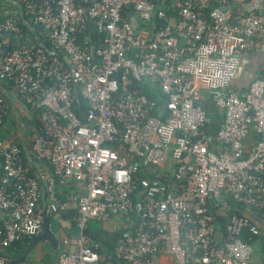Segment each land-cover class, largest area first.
<instances>
[{
    "label": "built area",
    "instance_id": "2783aa9c",
    "mask_svg": "<svg viewBox=\"0 0 264 264\" xmlns=\"http://www.w3.org/2000/svg\"><path fill=\"white\" fill-rule=\"evenodd\" d=\"M20 1L51 51L33 46L17 13L1 5L0 32L13 41L0 43V80L34 109L31 149L47 166L30 174L20 147L3 138L9 106L0 95V251L41 234L45 216L71 202L74 232L62 237L57 264H115L86 231L132 213L116 264H158L161 247L176 264H254L242 236H258L256 219L264 220V74L243 92L230 84L242 55L264 43V0ZM133 79L157 81L164 117ZM200 88L215 91L222 111L213 136ZM210 199L227 215L221 233ZM9 261L0 254V264Z\"/></svg>",
    "mask_w": 264,
    "mask_h": 264
},
{
    "label": "crops",
    "instance_id": "0c3cea01",
    "mask_svg": "<svg viewBox=\"0 0 264 264\" xmlns=\"http://www.w3.org/2000/svg\"><path fill=\"white\" fill-rule=\"evenodd\" d=\"M1 5H4L6 8H8L11 14L17 13V15L19 16V23L21 18L25 22L27 27L30 29L28 23L32 24L30 22L31 20L24 14L20 0H0V6ZM26 32H28L32 37L33 46L43 47L48 51H51V46L47 47L44 45L42 40L40 41L38 40L40 36L37 30L36 33L32 30L31 32L32 34L29 31ZM34 38L38 40L40 45L34 44ZM12 41H13V37L11 34L0 32V43L8 42V45L11 46ZM263 74H264V43L262 44V46H260V48L256 49L254 52H250L242 55L238 75L231 82L230 86L236 88L238 92H243L247 88L250 80L255 75H263ZM77 90L78 89L76 88L75 92H77ZM200 90H201V99H200L201 105L205 109L215 113L213 119H215L217 124H219L221 121L220 112L222 114V111L215 104V93H214L215 91L207 88H200ZM0 95H2L6 99L9 106L8 113L2 128L3 138L6 141L12 142L16 144L18 147H20L26 170L30 174H33V172H36L38 168L47 166L44 161L37 160L35 158L33 151L31 149L33 136L35 132L39 129V122L37 120V115L34 109L31 108L30 105H28L24 100L21 99L15 85L12 82L8 80H0ZM62 192L69 194L70 192L69 186H67V188H64ZM57 194L60 198L63 197L60 190L57 191ZM73 208L74 206L70 202V208L68 210ZM246 212L251 216H253V212L251 210L247 209ZM61 214L64 217H66V219L70 222L71 227L70 229H68L69 233L64 232L63 229H61V231L59 232V236H56L58 238V243L55 246H53L51 242L47 240L39 243L38 247L35 249L37 250L38 253L37 257H40L41 259L40 264H57V255L62 250V244H61L62 237L65 234H72L74 232V225H72L70 218L64 212H62ZM53 215L55 214L48 216L50 218V226H51V217ZM3 216H4L3 212L0 211V224L3 219ZM256 217L257 216L254 215L253 218L256 219ZM256 220L261 226V233L255 237L256 239L252 243V246H254L252 262L254 264H264V220H262L261 218H257ZM96 221H99L98 227L101 226L102 228H106V229H109L111 226L114 228L118 226L126 227L128 224H130L129 220H124V218L119 215H112L108 219L96 220ZM91 224L96 227L93 221L91 222ZM30 239L31 238H25L22 240L29 241ZM42 244L49 245V249L51 251L48 252L45 256H44V252L47 250L45 247L43 248ZM35 249L32 250L30 254L31 256L22 264L25 263L38 264L34 261L35 253L33 252ZM255 249L258 250L257 260L254 258L256 252ZM29 260L31 262H28ZM157 260H158V264H176L174 258L165 250L164 247L160 248L157 254Z\"/></svg>",
    "mask_w": 264,
    "mask_h": 264
},
{
    "label": "trees",
    "instance_id": "16d2710c",
    "mask_svg": "<svg viewBox=\"0 0 264 264\" xmlns=\"http://www.w3.org/2000/svg\"><path fill=\"white\" fill-rule=\"evenodd\" d=\"M167 11H169V10L167 9ZM155 23L157 26L162 25V21H160V20L159 21L156 20ZM20 25L22 26V28L24 30L29 31L30 33L32 32V30L27 27V25L25 24V22L21 18H20ZM33 25H34L35 29L38 31V34H39L42 42L44 43V45L47 47H50L51 46L50 42H49L43 28L37 24H33ZM92 32H94V31H92ZM34 44L40 45V43L38 42V40L36 38H34ZM133 82H134L135 86L140 87L141 91L144 92L148 97L157 101V103L160 105V109L155 111V114L159 115L161 117H164L167 114V111L165 109H163V102L165 101V94L163 93L164 91L157 84V81H151V80H146L144 82L142 81L141 83H143V85H140V83L137 82L135 79H133ZM74 101L76 104L75 111H76L77 115L80 117L81 120H84L85 118H84V112H83V103H82L80 96L78 94H76ZM77 107H78V109H77ZM206 111H207L208 117H209V121L206 123V131L208 133H210L211 127H212L211 123H215L216 128L218 127L219 124H217L216 120L213 119V116L215 115V113L211 112L207 109H206ZM213 111H216V110H213ZM220 117L222 119L221 112H220ZM227 201L230 203L233 211L237 212L238 214L242 213L243 209L241 208V206L238 203L234 202L231 199H227ZM213 203H214V201H212L210 199L209 200V204H210L209 208L211 210H213L212 214H213L214 220L219 226L218 232L221 233V232H223V222H224L225 217L227 215L223 216L222 214L216 213V211H215L216 206ZM64 213L70 218L72 225L75 226L74 215L76 213V208L70 209ZM121 217H123L124 220H129L130 224H128L126 227L125 226H118L114 229H106V228H102L101 226H99V227L93 226L91 224V222H92L91 221L89 226H88V229L86 231L92 237L93 243H97V247H96L97 252L99 254H101L102 256H104L105 261L107 259V260H109L115 264L117 263V260H116L115 255H114V248H115L116 240L122 232H124L125 230H128L132 226V221H135L137 219V216L134 213L130 214L129 217H125V216H121ZM93 223H99V221H93ZM242 237L245 241L249 242L251 245L254 242V240L256 239L255 238L256 236H250L248 233H244ZM27 242H28V240L14 241V242L10 243L9 245L4 246L3 249L0 251V254L8 257L11 260V259H13V258H15L21 254V252H22V250H23V248ZM28 262H31V261L29 260ZM102 264H106V262H103Z\"/></svg>",
    "mask_w": 264,
    "mask_h": 264
},
{
    "label": "water",
    "instance_id": "95a60500",
    "mask_svg": "<svg viewBox=\"0 0 264 264\" xmlns=\"http://www.w3.org/2000/svg\"><path fill=\"white\" fill-rule=\"evenodd\" d=\"M132 15L134 17L132 19V21L137 24L138 21L135 18L134 11H132ZM28 26L30 27V29H32L36 33V30L32 24L28 23ZM38 40L40 41L41 39L39 38ZM215 129H216V126L211 127L210 135L213 136ZM45 240L51 242V244L53 246H55L58 243V238L56 237V235L51 230L50 218L48 216H45V218H44V230H43V232L41 234L31 238L26 243V245L24 246V249L21 252V254L15 258L11 259L8 264H22V263H24L31 256L30 254H31L32 250L37 248L39 243L42 241H45Z\"/></svg>",
    "mask_w": 264,
    "mask_h": 264
},
{
    "label": "rangeland",
    "instance_id": "374dc122",
    "mask_svg": "<svg viewBox=\"0 0 264 264\" xmlns=\"http://www.w3.org/2000/svg\"><path fill=\"white\" fill-rule=\"evenodd\" d=\"M212 124V126H216V124L215 123H211ZM169 157H170V155H169ZM95 225L96 226H98L99 225V223H95ZM107 226H109V225H107ZM51 230H52V232L56 235V236H59V232L61 231V229H63V231L64 232H68L69 233V230L68 229H70V227H71V225H70V222L66 219V217H64L61 213H56L55 215H53L52 217H51ZM109 229H114V227H110ZM47 244H42V246H43V248L45 247L46 248V250L47 251H45L44 252V256L48 253V252H51L50 251V249H49V245H47ZM253 248H254V246H252ZM255 259L257 260V258H258V256H257V252H258V250L257 249H255ZM33 253H35V255H34V261L36 262V263H38V264H40L41 262V259H40V257H37L38 256V253H37V250L35 249L34 250V252Z\"/></svg>",
    "mask_w": 264,
    "mask_h": 264
}]
</instances>
